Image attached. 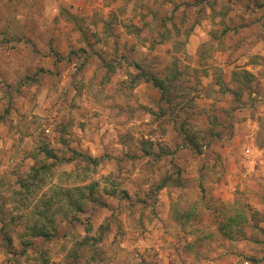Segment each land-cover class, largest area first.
Segmentation results:
<instances>
[{"label":"rangeland","instance_id":"1","mask_svg":"<svg viewBox=\"0 0 264 264\" xmlns=\"http://www.w3.org/2000/svg\"><path fill=\"white\" fill-rule=\"evenodd\" d=\"M262 55L264 0H0V264H264ZM81 179L104 204L59 207L23 249L38 201Z\"/></svg>","mask_w":264,"mask_h":264},{"label":"trees","instance_id":"2","mask_svg":"<svg viewBox=\"0 0 264 264\" xmlns=\"http://www.w3.org/2000/svg\"><path fill=\"white\" fill-rule=\"evenodd\" d=\"M140 76H142L145 82H151V84L160 91V99H162V101L167 98L166 94L168 92V89L164 86L162 80L156 79L155 77L149 76L144 73ZM41 151L44 152V155L47 159H53L57 161L58 157L54 153V150L47 147H42ZM72 153L74 155L80 156V158L85 162L86 166L90 164L92 166H97V164L99 163V159H92L91 157L84 156L76 151H73ZM51 167L52 166L48 164H42L38 167H32L31 175H29V178L27 180L24 179V181L19 185V188L22 189V192H26L27 195H32L35 191L32 187L38 185L37 182L40 184L45 182L47 178L52 177ZM83 171V177L87 176V173L89 174L88 169H85ZM63 175H66L69 178L72 176L69 173H63ZM85 181L86 180L81 179L75 185H55L51 189V195L49 199L38 201L40 202V204L39 207L37 209H34V211L32 212L33 215L32 217H30L31 222L24 224V232L21 234L22 237L20 241L23 249H26L28 246H30L31 239L41 237L45 240H50L51 237L54 236L57 228L53 227L54 220L52 217L55 215L59 216V207L65 206V213H63L61 219L66 221L70 219V217L68 216L70 212L78 214L84 212L85 207L89 202H100L95 197V194L97 192L95 188L98 187V182L96 183L94 181ZM40 186L41 184L39 185V187ZM159 188H161V186ZM107 191L109 190H106V195H112L115 192L114 189L110 190V192ZM99 204L104 203L100 202ZM198 209L199 207L197 206V213L194 208L193 212L187 214L186 217L189 218L191 215L194 217L196 216L195 218L199 217ZM235 216H227L226 223L222 224L219 229L224 236L228 238L230 237V239H232V237L236 233H238L235 229H226L228 227L232 228L237 225L239 220L237 219L238 216ZM102 231H104V236V234L106 233L105 229H102ZM6 240L8 242V245L12 246L11 239L8 238Z\"/></svg>","mask_w":264,"mask_h":264},{"label":"crops","instance_id":"3","mask_svg":"<svg viewBox=\"0 0 264 264\" xmlns=\"http://www.w3.org/2000/svg\"><path fill=\"white\" fill-rule=\"evenodd\" d=\"M200 32V31H199ZM191 36H193L196 40H198V41H200V40H202L203 38H204V36H201L199 33H193ZM262 56H264V55H262ZM216 66H218L219 67V75H218V77H217V79H216V81H214L213 82V79H214V75H215V73H213V76H212V79L209 81V83L207 84V87L208 88H214V87H216V88H218V90H221V91H223V90H229V89H225L224 88V86H225V83H224V80H223V82H222V80H221V75L223 74V70H225L224 69V66L223 65H216ZM247 69H248V67H246ZM239 69H241V68H238V70ZM251 71H253V70H251ZM251 71H245L246 72V74H250L248 77H251V75H252V73H251ZM238 73H239V71H237ZM248 72V73H247ZM241 73H243V70H242V72ZM210 75H209V73L206 71V73H205V77L207 78V77H209ZM253 76V75H252ZM206 87V88H207ZM231 91H232V89H230ZM233 92V91H232ZM208 95H206V97H207ZM238 100H240V99H238L237 98V102H236V104H238ZM242 101H240V103H241ZM240 103H239V105H240ZM248 106H250V105H248ZM250 121H248L247 122V124L249 123ZM249 136L250 137H253L254 136V132L253 131H251L250 132V134H249ZM222 141H224L223 139H222ZM261 149H263V147L262 148H260L259 149V151L261 150ZM256 150L258 151V149L256 148ZM261 151H263V150H261ZM243 153H244V155H246V156H250L251 154H252V152L250 151V149L249 148H246V149H244L243 150ZM223 185V184H222ZM224 186V185H223ZM183 192H186V188H184V185H183V187L182 188H180ZM231 193V191L230 192H228V194H229V196L231 195L230 194ZM185 195H187V194H185ZM187 196H189V195H187ZM221 196V198L223 199V200H225V201H229V199H230V197H223V196H225L224 194H222V195H220ZM232 198V197H231ZM231 200H233V198L231 199ZM249 216V215H248ZM173 224V223H172ZM264 228V227H263Z\"/></svg>","mask_w":264,"mask_h":264},{"label":"built area","instance_id":"4","mask_svg":"<svg viewBox=\"0 0 264 264\" xmlns=\"http://www.w3.org/2000/svg\"><path fill=\"white\" fill-rule=\"evenodd\" d=\"M256 98H259V97L256 95V93H255V92H251V93H250V99H251V100H255Z\"/></svg>","mask_w":264,"mask_h":264}]
</instances>
